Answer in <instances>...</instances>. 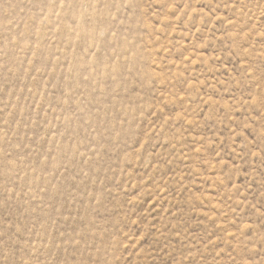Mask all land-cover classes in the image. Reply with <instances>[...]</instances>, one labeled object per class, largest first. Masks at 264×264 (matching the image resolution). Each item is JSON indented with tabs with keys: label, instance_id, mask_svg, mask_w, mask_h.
Listing matches in <instances>:
<instances>
[{
	"label": "rangeland",
	"instance_id": "1",
	"mask_svg": "<svg viewBox=\"0 0 264 264\" xmlns=\"http://www.w3.org/2000/svg\"><path fill=\"white\" fill-rule=\"evenodd\" d=\"M0 264H264V0H0Z\"/></svg>",
	"mask_w": 264,
	"mask_h": 264
}]
</instances>
